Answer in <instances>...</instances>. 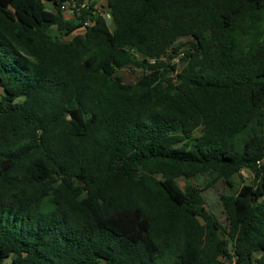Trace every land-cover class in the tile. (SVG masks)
Masks as SVG:
<instances>
[{"label": "trees", "instance_id": "trees-1", "mask_svg": "<svg viewBox=\"0 0 264 264\" xmlns=\"http://www.w3.org/2000/svg\"><path fill=\"white\" fill-rule=\"evenodd\" d=\"M103 7L0 0V264H264V0Z\"/></svg>", "mask_w": 264, "mask_h": 264}, {"label": "rangeland", "instance_id": "rangeland-1", "mask_svg": "<svg viewBox=\"0 0 264 264\" xmlns=\"http://www.w3.org/2000/svg\"><path fill=\"white\" fill-rule=\"evenodd\" d=\"M103 5H104V2L102 1L99 4L98 8H99L100 11L105 12V9H104ZM9 12L11 13L10 10H9ZM106 19L108 20L107 15H106ZM109 25L112 28V24L110 23V21H109ZM70 39H72V37ZM169 62L177 64L178 67L181 66L179 58H175V59H173V60H171ZM119 75L124 78L125 82L134 83V82H136V80H137V78L139 76V72L138 71H119ZM241 175H242L243 179L245 180L246 184L251 182L252 178H251L249 173H247L245 171H242ZM209 181H210V178H208L207 176H204L202 178L193 179L191 182L194 185H198L200 187H204V186L208 187ZM178 184H179L180 187L183 186V179L182 178L178 180ZM224 191H225L224 190V186L222 184H220V183H217L213 187L209 188L204 194L205 195V199H206V203H207L206 208L208 210H210L213 214H215L221 221L223 220V217H222V214H221L220 204L218 202V196L221 193H223ZM3 264H11V258L5 259Z\"/></svg>", "mask_w": 264, "mask_h": 264}, {"label": "crops", "instance_id": "crops-1", "mask_svg": "<svg viewBox=\"0 0 264 264\" xmlns=\"http://www.w3.org/2000/svg\"><path fill=\"white\" fill-rule=\"evenodd\" d=\"M90 1H91V2H94L97 8H98L99 4H100L102 1L104 2V0H90ZM101 12H102V11H101ZM63 15H64L66 18H69V17L72 16V12H71V11L63 12ZM102 15H103V17L106 19V15H107V11H106V9H105V12H102ZM79 35H81V32H79V33H77V34H75V35H72V36H79ZM72 36H71V37H72ZM68 38H69V37H68Z\"/></svg>", "mask_w": 264, "mask_h": 264}, {"label": "built area", "instance_id": "built-area-1", "mask_svg": "<svg viewBox=\"0 0 264 264\" xmlns=\"http://www.w3.org/2000/svg\"><path fill=\"white\" fill-rule=\"evenodd\" d=\"M75 8V4L73 1H70V2H65L62 6H61V10L63 12H67V11H71L72 12V9ZM90 25V22L89 21H86L84 23V26L87 27Z\"/></svg>", "mask_w": 264, "mask_h": 264}]
</instances>
